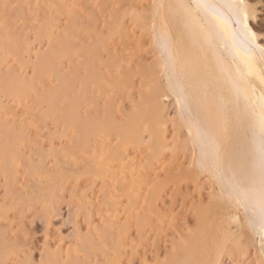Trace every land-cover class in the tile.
I'll use <instances>...</instances> for the list:
<instances>
[{
    "label": "bare ground",
    "instance_id": "obj_1",
    "mask_svg": "<svg viewBox=\"0 0 264 264\" xmlns=\"http://www.w3.org/2000/svg\"><path fill=\"white\" fill-rule=\"evenodd\" d=\"M15 2L17 0H0V92L8 98V103L13 104L7 106L0 100V129L4 132L0 137V178L9 185L12 171L22 161L13 149L12 140H31L34 137L38 145L37 134L51 123L53 128H48V131L52 132L47 133L50 148L47 147L49 151L45 149L46 153L52 156L54 163L69 164L72 160H79L87 169L83 173L88 177L86 181L70 194L76 200V207L91 210L94 193L89 195L88 192L96 181H100L102 188L98 190L103 194L98 192L104 196L97 208L98 225L89 222L85 233L76 232L73 245L69 244L66 251L63 247L64 252L61 248L56 253L47 252L43 263L61 264L64 259L75 261L83 256V251L85 254L89 250L90 254L103 252L105 263L102 264H133L132 257L137 253L140 238L137 243L135 241L137 245L132 244L134 239L130 240L129 234L132 226H136V235L140 237L150 227L151 215L156 213L165 217L157 214L161 197L160 188L157 190L159 182H155L157 186L153 187L155 183L146 177L148 169L154 159H159L157 157L167 151L171 153L172 148L173 151L176 147L180 149L186 142L184 144L190 145L194 157L190 160L191 168L185 175L182 173L183 177H193L195 180L192 182H195L196 176L207 175L209 183L212 182L217 190L209 195L205 204L202 199L198 201L199 205L195 203L198 205L194 208L196 210L193 209L195 228L186 234L185 245L178 244L180 241L174 244L171 260L165 264H222L224 253L230 258L233 256L237 262V254L233 253L243 248L240 245L243 241H239L243 238L240 235L243 233L242 219L250 231L248 233L256 239V256L259 259L256 262L264 264V233L260 219L264 190V135L260 131V120L264 115V46L252 26L257 16L255 5L248 0H152L151 6L148 4L149 9L135 6L138 10L133 6L125 13H133L132 17L129 15L132 29L142 34L149 33L156 60L132 66L131 53L127 56L125 44L131 38L136 40L132 30L126 32L128 29L122 27L123 22L116 23L122 20L113 19V23L106 25H109L108 35H101L95 26L89 28L87 25V28L80 22V16L72 10L75 6L66 5L70 0H60L56 7L51 6L53 0H47L50 7L44 10L40 24L29 25L38 36L34 34L39 44L42 40L45 42L47 52L32 56L28 42L21 37V47H12V42L6 44L8 40L3 42V39L8 36L3 32L5 26L2 22L12 16ZM26 11L28 9L24 13ZM63 16L66 26L61 29L59 23ZM79 24L90 31V40L93 37L94 41L76 56L77 50L63 34ZM118 45L120 51H117ZM139 48L140 45L134 47V50L138 49L137 54L141 52ZM20 53H25L26 59ZM18 57L33 63L32 67H38V70L33 67L35 79L18 76L19 70L21 74L27 69L25 64L16 69L14 60ZM78 59L82 60V69L76 63ZM65 61L69 65L68 72L60 75L59 65ZM135 82L141 87V92L135 101V97L132 99L131 112L126 113L123 120L118 115V120L113 95L124 92L123 96L128 97L129 88L139 87ZM61 84L66 88L63 89ZM167 97L175 102L177 132L186 133L185 140L180 143L176 141L179 138H175L178 133L171 137L175 138L173 143L165 134L170 121L162 100ZM101 98L106 103L103 109ZM17 109L22 113L19 114ZM37 124H42L39 126L42 129L37 128L39 130L36 131ZM30 132H36L31 134V139ZM111 138L115 139L114 146H110V142H114ZM42 150L38 151L39 158L44 157L45 150ZM164 164L160 161L159 167ZM42 166L45 169L46 165ZM33 167L26 168L28 174L42 171V168ZM182 174L168 175L166 180H162L161 188L172 178L181 180ZM54 188L58 189L56 185ZM45 189L38 188L36 196L43 209L47 205L55 206L58 199L55 192L48 194ZM60 189L64 190V186ZM3 203L0 208H6ZM14 208L21 210L19 205ZM1 238L0 264H9L12 245H7ZM242 251L237 256L245 253ZM80 253L82 256L77 257ZM125 257L127 262L123 259ZM142 261L144 264L145 260Z\"/></svg>",
    "mask_w": 264,
    "mask_h": 264
},
{
    "label": "rangeland",
    "instance_id": "obj_2",
    "mask_svg": "<svg viewBox=\"0 0 264 264\" xmlns=\"http://www.w3.org/2000/svg\"><path fill=\"white\" fill-rule=\"evenodd\" d=\"M54 1L55 0H53V2ZM72 1L70 0V2L66 3V5L69 4V6H71V7L75 6L72 8V10H74V11H76V13H78V15L80 16V19H81L80 22H82V24L84 26H86L87 28H88L87 25H90L89 28H91L92 26L93 27L95 26L97 28L96 29L94 27L95 30L99 33L101 32L100 33L101 35H103L102 33H104L106 36L108 35L107 30L109 28L108 27L109 25L108 26H106V25L108 23L110 24V22L113 23L111 21L113 19H115V21L116 20H119V21L122 20L121 22L117 21L116 23L119 24V23L123 22L124 26H122V27H126L128 29V31H126V32H130L129 30H132V33L135 35L134 38L137 37L136 40L135 39L132 40V38H131L130 40L125 41V44L127 46L126 48H128L127 52H126L127 56H129L128 54H130V53L132 54V55L130 54V56H131L130 65L135 66L136 64H138L140 62H145V61H146V63H153L156 60L155 56H154L155 52L152 49V42H151V37H150L149 33H147V31H146V32H144V34H142L143 32L140 33L137 29H136V31L134 30V28L132 29L131 20H129V19L133 16V13L129 14L131 16L130 18H129L128 12H127V14L125 13V10L129 11L130 8L133 6H134L133 8H135V6H137L138 8H139V6H141L143 8L149 9V7L152 4V0H72ZM59 2H60V0H56L54 3L51 4V6L56 7L55 4H59ZM248 2L255 5V7L257 9L256 20L254 21V23H252V26L254 28V31L259 35L258 36L259 41L264 46V2H262V0H248ZM40 3H42L43 6ZM22 4H23V6H22ZM25 4H27V5H25ZM31 4H32V7H31ZM14 5L15 6L12 7L13 8L12 13H11L12 16L9 17L7 19V21L5 20L6 23L2 22V25L5 26L3 32L5 33L6 36H8V37H4V39L2 38L3 42L8 40V42L6 41L7 42L6 44H8L9 42L10 43L12 42V44L9 43L10 45H12V47L13 46L14 47H17V46L21 47L20 46V40H19V38L21 37L22 39L25 38L26 42H28L27 44H29L28 45L29 49L33 51V52H31L32 56L34 54V57H35V55H40L42 53L47 52L48 48L46 47L45 42H43V40H42L41 41L42 43L39 44L40 41L37 40L38 38L37 39L35 38L34 34L36 35V33L35 32L33 33L32 29H30V26H31L30 24H32V25L33 24H40V21H41L43 15L45 13L44 10L46 8H47L46 11L49 10L50 4L47 2V0L46 1H44V0H19L18 1L17 0V2H15ZM44 5H45V7H44ZM138 8H135V9H138ZM25 9L26 10L28 9V11H26L27 13L29 12V9H31L27 15H26V12L24 13ZM21 10H23V11L20 13L19 11H21ZM18 13H19V15H18ZM22 13H24V14H22ZM117 16H119V17H117ZM122 16L125 19L124 18L122 19ZM63 17L60 18L61 23H59L60 26H62L61 29L66 26L65 25L66 18L65 17L63 18ZM104 20L107 22L105 23ZM84 26L79 24V25L75 26L74 28L69 29L67 33L63 34L71 42L70 45L72 47H74L75 50H77L76 56H78L80 53H82L83 47L87 46L89 43H91V41H94V40H92L93 39L92 36H91L92 38L90 40V34H89L90 31H86V27H84ZM106 27H107V29H106ZM26 28H29V29L26 30ZM61 29H59L60 32H61ZM24 30H26V31L24 32ZM63 32H65L64 29H63ZM132 33H127V34L128 35L130 34L129 36H131ZM130 41H131V43H129ZM132 41H134V42L132 43ZM128 43H129V45H128ZM138 45H140V47H141V48H139V51H141V52L140 53L138 52V54H137L136 51L138 49L134 50V47L138 46ZM116 48H117V51H120L121 47L119 48V45H118ZM13 50H14V48H13ZM134 51L136 52V54ZM35 53H38V54H35ZM24 54H22L23 57L25 56ZM133 54H135V56ZM20 55H21V53H20ZM5 56H6V54L4 55V57ZM8 57L10 58L11 55ZM105 57L106 56L104 55V59H105ZM18 58L14 60V64H15L16 69H20L19 67H21L24 64H25V67L27 68V69L25 68L26 71H24V72L21 71L23 73V75H22V73L19 74L20 73V70H19L17 72L18 76L20 75L19 76L20 78L25 77L28 80L35 79L36 76L34 75L33 71H35V68L38 70V67L33 65V67H35V68H33L31 66V64H33V63L27 62L28 60L26 61L25 57H24L25 59H21V57L19 59ZM153 58H154V60H153ZM33 62H35V61L33 60ZM76 63L79 65V69H82V60L78 59ZM68 66H69L68 62H66V61L63 62L62 64H60L59 68H61L62 71H60L59 74L60 75L67 74ZM132 66H130V67L132 68ZM119 79H120V82H122L121 81L122 76ZM136 82H138V81H136ZM136 84L132 88H134L136 86ZM137 85L139 86V84H137ZM60 86L63 89L66 88L65 84H61ZM125 86H127V84ZM139 87H138V89H139ZM126 89L127 88H125V92H127ZM138 89H137V86L135 89H132V90H130V88H129V92H127L128 97H127L126 93H125L126 96H123L124 92L122 95L120 94V92L117 94L114 93L115 95H113V97H114L113 99H115V100H114L113 104L116 107V108L115 107L114 108L116 109L115 112L117 113V119L118 120H120V119L123 120V118L125 119V117H123V116L126 113L131 112V110H132L131 107H133L131 101H133L132 99H134V97H135V99H134V101H135L136 96L138 95V92H141V87H140V91H138ZM2 95H3L2 92H0V100L3 103L7 104V106L13 105L12 103H8L9 102L8 98H6L5 96H2ZM130 96L132 98H129ZM137 98H138V96H137ZM100 100H101L100 101L101 107L103 109V107L104 108L106 107V103L102 102V100L105 101V99L101 98ZM162 102H163L162 103L163 107L166 106L165 107V114H166L168 120L170 121L166 125V127H167L165 129L166 136L168 138L170 137L169 140L171 142L173 139L175 141V138H177V137L179 138L176 140L177 142L178 141H179V143H180V141L183 142L186 138V133L184 131L182 132L181 130H179L180 134H179V132H177V130H178L177 129V120H176L177 119V112H176L175 102L172 101L171 98L168 99V97L163 98ZM27 107H29V106H27ZM17 110H19V109H17ZM18 112H19V114L22 113V111L20 112V110ZM116 113H115V115H116ZM28 117L30 119V116H28ZM19 120H21V119H19ZM175 124H176V127H175ZM40 125H42V124H40ZM40 125L37 124V127H35L36 131L39 130L37 128H40L39 127ZM46 127H47V129L46 128H43V129L40 128L42 130L40 131V133L38 132L39 134H37V138H39L38 139L39 140L38 145H37V142L35 141L36 138L33 137V135H34L33 133H36V132H30L29 135H31V134H33V135H31V136L28 135L30 137L29 139H31L32 137L34 139L33 138L31 140L23 139L21 141V140H19L21 138H15L14 140H12L14 142V148L13 149L15 152H17L19 154L20 159H22V161H20V164H17L14 171H12V173H11L12 178L10 179V182L8 181L9 185L6 184V181L4 182V180L0 178V205L4 202L3 205L5 204L4 206H6V208H0V221H1L0 222V231H1V235H3V236L0 235V237L4 238L3 239L4 243H6L7 245H10V246L12 245L11 247L9 246L12 250V253H11L12 255L8 259L9 264H42L43 259H45V255L47 252L48 253L49 252L56 253L58 251V249L61 248V250H62L63 247H64V250L66 251L65 248L66 247L68 248L69 244H72L74 242L73 240H74V236H76L75 234H77L76 232L80 231V233H85L87 224H89V222L94 224V225H98L99 220H100L98 212H97V210H98L97 208L99 207V204L102 202L101 199H103V197H104V196L102 197L100 195V192H102V194H103V191L98 190V189L102 188L100 186V183H99L100 181H98V182L96 181V183L94 184L95 186L93 185L91 188L93 191L90 190L88 192L89 195H92V193H94L93 196H91V198H93L92 208H90L91 210L89 211V209L87 210L84 207H82V208L76 207V200H74L70 196V194H72V192H74V191H77L78 186H80L81 184H83L86 181V179L88 177L86 175H83V173L87 169L85 167H83V166H85V164L83 162L81 164V161H79V160H72L70 163L68 162L69 164H67V163H65V164L60 163L59 164V162L54 163L53 158H51L52 156H50L49 153L47 154L46 153L47 151L45 150V149H47V147L50 148L48 145L49 142H48V137H47L48 134L47 133L52 132V131H48V128L51 130L53 128V124L48 123ZM175 128H176V130H175ZM35 130H33V131H35ZM177 133H178V135H177ZM144 134H147V133H144ZM3 135H4V132L2 129H0V137H3ZM174 135H177V136L175 138L171 139V137ZM18 137H19V135H18ZM111 139L114 140V142L111 140L113 143L110 142V146H114L115 145V139H113V138H111ZM177 142L174 143V144H176V146L179 145V144H177ZM182 142H181V144H182ZM184 143H186V142H184ZM184 143L182 146L179 145L180 149L178 147H176V149L174 151H173V148L171 147L172 149L171 150L169 149L171 151V153L167 151V152H165V154H163L164 156L161 155V157L160 156L157 157L160 160L154 159L153 160L154 162L152 161L153 164L148 169L149 173L146 176L148 178V181H150V182L152 181V183H155V182L158 183L159 182L158 183L159 187H157L158 188L157 190H159V188H160V190L158 192H159V195L161 197H159V200H158L159 201L158 211L160 210V212L157 211V214L159 213V215H162L165 217L162 218L160 216H157V215H155L156 213L151 215L150 216V227L146 228L145 232L143 231L142 235L138 234L139 231L137 232V234L140 237H137V235H136V231H137L136 226H135L136 229L133 228L134 226H132V229H131L132 231L130 230V232H129V234L131 236L130 240L134 239V242L132 244H134L135 241L137 243L138 238H140V240H138L140 245H139V247L137 246L138 247L137 251H136L137 253L134 254L135 257H132V255H130L128 253L129 256H131L133 258V260L130 258V260H132L133 264H141L140 261H142L143 259L145 260L144 264H147L146 261L148 262V264L169 263L171 260V257H172L171 253H174L173 252L174 244L177 245V242L180 241V243H178V244L183 243L185 245L186 234L188 235L189 234L188 232L190 230H192L193 228H195V218H194L195 211H193V209L199 205L198 201H200L202 199V201H203L202 203L205 204L207 202V199L209 200V195L216 192V190H217L216 188H214L216 186L214 184H212V182H211V184L209 183L210 179L207 175H203V174L201 175L200 174L199 177L196 176L197 179L195 182L194 181L192 182V180H195V179H193V177H191V178L190 177H186V178L183 177V174L184 173L186 174V172H188V170L191 168L189 166V164H190L191 157L194 155L190 145L188 143H187L188 145L187 144L185 145ZM56 145L58 146L57 142H56ZM38 146L40 147V150L38 149ZM41 148L45 150L44 152L46 154L45 155L43 153L44 154V157L42 156L43 158H39V156H38V151H41L42 150ZM47 150L49 151V149H47ZM40 153H42V152H40ZM162 157H164V158L162 159ZM160 161H162L166 165L164 164V166L160 168L159 167ZM42 165H44V166L46 165L45 169H43L44 167ZM154 165L155 166L157 165V166L154 167ZM31 166L32 167L34 166L35 167V168L33 167L34 169L39 167V170H40V168H42V171L40 170V172H37L35 170L37 175H36V173H34V171L32 174H28L26 168H29ZM155 168H157V169H155ZM153 169H154V172H153ZM151 171L153 172V174ZM44 172H45V174H44ZM39 173H40V175H39ZM180 173L181 174L183 173L181 180H177L175 178H172L167 184H165L166 185V186H164L165 188L164 187L161 188L160 184L162 183V180L163 181L166 180L168 175H173V177H174L177 175L179 176ZM38 175L40 177H42V176L43 177L37 178ZM77 177H79V178H77ZM158 177H159V179H158ZM76 178L78 179V181L76 180ZM150 178L151 179L154 178V179H156V181L154 179L151 180ZM190 179H191V181H190ZM157 183H155L154 185L152 184L153 187H155V185L157 186ZM55 185H56V187H58V189L54 188ZM63 186H64V190L63 189L61 190L60 188ZM38 188H42V189L46 188L44 191L48 194H50L51 192H55L57 194L58 199L56 200L57 203H55L56 207L55 206L49 207L48 205L45 209H43L41 207L40 203L36 200V196H38L37 195ZM98 191H100V192H98ZM199 192L201 195H199ZM96 198H98V199H96ZM195 203L198 205H196ZM13 205L14 206H16V205L21 206V210L19 211L18 209L14 208ZM171 209H172V211H171ZM161 210H162V212H161ZM194 210H196V209H194ZM167 211H169V212H167ZM240 216L243 218L242 215H240ZM242 220L243 221L241 222L242 223V230L241 231L243 233L242 234L240 233V235L243 236V238L241 237L242 240L239 239V241H241V242L243 241L240 245L243 247L242 249H244V250L242 251V249L240 247V251L239 250L237 251L239 253H237V252L235 253V251H236L235 250L233 255L234 254L239 255L241 251L245 252V253H242L243 255H240V256L236 255V258H238L237 262L235 261L236 259L235 260L232 259L233 256L230 258V256H228V254L224 253V255L221 256V261H222L221 263L222 264H244V263L245 264H254L256 262V260H259L257 258V256H258V254H257L258 252L256 250L257 248H255L256 239L254 238V236L252 234L248 233L250 231L249 230L247 231L248 228L246 226V222L244 221V219H242ZM244 225H245V227H244ZM231 228L233 230V226ZM4 232H5V234H4ZM134 232H135V234H134ZM234 232H235V229H234L233 233ZM251 235L253 236L252 237L253 239L251 238ZM176 237H177V239H176ZM2 238H1V240H2ZM182 238H183V242H182ZM136 243L134 245H137ZM183 244H181V245L183 246ZM242 244H245L244 245L245 247ZM56 247H57V249H56ZM135 248H136V246H135ZM48 249L50 251H48ZM128 249H127V251H128ZM53 250H54V252H53ZM61 250H60V252H61ZM130 251H131V249H130ZM130 251H128V252H130ZM63 252H61V253H63ZM84 252L85 251H83V254H82L83 256L81 255V253L77 254V255H79L77 257L82 256L81 258H77L75 261L74 260H68L67 261L64 259V260H61L62 261L61 264H95V263L102 264V263H105V262H103L104 261L103 259H105L103 252H101V251H95L94 252L93 251L95 254H93V253L90 254L89 250H87L85 254H84ZM134 253H135V251H134ZM227 253H230V252H227ZM128 254L126 253V255H128ZM256 254H257V256H256ZM124 256L125 255H123V257ZM129 256H128V258H129ZM126 257L123 259L124 260L127 259ZM124 260H123V263H124ZM239 260L241 262H239ZM44 261H46V260H44ZM125 261L127 262V260H125ZM257 262L255 264L259 263V262L258 263ZM43 264H45V263H43Z\"/></svg>",
    "mask_w": 264,
    "mask_h": 264
},
{
    "label": "snow or ice",
    "instance_id": "obj_3",
    "mask_svg": "<svg viewBox=\"0 0 264 264\" xmlns=\"http://www.w3.org/2000/svg\"><path fill=\"white\" fill-rule=\"evenodd\" d=\"M264 2V0H262ZM7 7V5L5 6ZM260 131L264 135V115L260 120ZM260 219H261V231L264 233V190H262L261 203H260Z\"/></svg>",
    "mask_w": 264,
    "mask_h": 264
}]
</instances>
